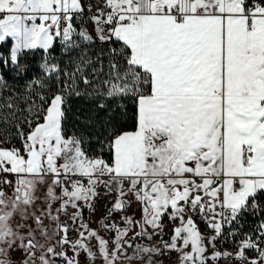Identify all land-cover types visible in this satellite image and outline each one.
I'll use <instances>...</instances> for the list:
<instances>
[{"label": "snow or ice", "instance_id": "obj_1", "mask_svg": "<svg viewBox=\"0 0 264 264\" xmlns=\"http://www.w3.org/2000/svg\"><path fill=\"white\" fill-rule=\"evenodd\" d=\"M86 11L94 34L75 25ZM0 13V44L12 42L10 61L21 73L25 50L80 49L72 72L51 60L43 65L63 85L50 100L37 94L24 109L14 99L0 105L8 110L0 121L11 125L0 130V264H81V256L85 264L144 256L154 264L165 252H177L178 264L229 257L264 264V221L249 234L233 227L264 210L257 203L264 198V0H0ZM96 42L107 47L84 55L81 45ZM0 62L9 58L0 54ZM70 95L131 115L132 131L118 116L102 125L110 159L90 156L83 134H67ZM101 186L116 194L97 222L111 241L84 218ZM38 188L45 207L28 211ZM133 204L138 219L127 214ZM69 208L71 224L60 219ZM165 219L173 225L170 242ZM218 239L233 240L234 250H215Z\"/></svg>", "mask_w": 264, "mask_h": 264}, {"label": "trees", "instance_id": "obj_2", "mask_svg": "<svg viewBox=\"0 0 264 264\" xmlns=\"http://www.w3.org/2000/svg\"><path fill=\"white\" fill-rule=\"evenodd\" d=\"M86 22L83 21L82 27L84 28ZM11 41H6L4 44L0 45V53L9 58L8 64H3L0 62V105H3L6 100L14 99L16 104L19 105L20 109L25 108V101L31 96L35 97L37 94L45 96L46 100H50L52 93H55L58 87L63 86L54 82L51 76L46 75L43 69L45 64L46 55L56 51L57 46L54 49L49 50V52H44L42 49L36 50H26V54L20 55L18 57V63L24 65V71L21 73L16 64L10 61V48ZM103 47L102 44L96 42L95 44H90L88 47H84V55L94 58L99 50ZM71 57V58H69ZM80 60V49H74L71 54L64 53L63 59H61L57 64L61 68L69 71H74L75 61L77 64ZM63 75L60 77V81H64ZM39 81L40 83H36ZM79 83V88L83 91L84 85L82 82ZM115 108V105H113ZM6 108H0V115L7 113ZM131 110L129 109V112ZM23 114V113H22ZM111 116H118V123L123 126V130L129 131L134 130L133 120L131 115L123 116L116 112H105L97 109L96 102L92 99L86 97H77L70 95L68 97V107L66 111V119L64 121V127L67 134H83L85 137V146L89 149L88 154L90 156H100L102 155L105 159H110L106 150L101 149V144L104 141V136L100 133L103 131V126H107V122ZM92 117V119H88ZM15 121H13V124ZM5 127L11 128V125H5L3 121H0V130ZM8 141L12 146L20 147V142L13 136H8ZM264 209V203L262 205ZM264 215V210H261ZM84 215H87V209ZM250 215L245 218L244 223L246 226L249 225ZM164 221H167L165 219Z\"/></svg>", "mask_w": 264, "mask_h": 264}, {"label": "rangeland", "instance_id": "obj_3", "mask_svg": "<svg viewBox=\"0 0 264 264\" xmlns=\"http://www.w3.org/2000/svg\"><path fill=\"white\" fill-rule=\"evenodd\" d=\"M95 10V9H94ZM93 10V11H94ZM88 13H91V12H88ZM92 14V13H91ZM21 55V54H20ZM48 183L50 184L51 183V177L48 178ZM127 187V185H125V188ZM44 191L45 189H42V188H38L35 195L37 197V200L35 202V204L31 207H29L28 211H34L36 208H39V209H44L45 207V204H46V201H44ZM97 191L100 193L99 197L96 199L95 201V204H94V208H95V218L96 220L95 221H92V225L95 227L93 229H98L99 233L101 236H104L105 238L109 239L111 241L112 239V236H111V233H105L102 229H99L98 228V221L103 218L106 214V209L111 207V204L112 202L114 201L115 199V193H111V194H108L107 191L101 186L97 189ZM56 192L57 194H59V189H56ZM6 193V191H5ZM59 206V202H56L53 204V209L57 208ZM71 210L70 213H72L74 210L69 208ZM89 213L90 210H87V215H84V218L86 221H88V217H89ZM39 214V213H37ZM93 214V213H92ZM128 215H134V204L131 208L128 209ZM60 219L63 221L62 219V216L60 217ZM112 219L116 220L117 222H119V215H114L112 217ZM45 223L48 224L49 221L48 220H45ZM69 224H71V221L68 222ZM241 223L244 225V230L247 231V232H253L252 230L253 229H249L248 226H246V223H244V220L241 219ZM121 227H123V225L121 224L120 225ZM54 227V225H53ZM166 230V229H165ZM170 230H168V233H169ZM167 232V230H166ZM213 233H209L205 236H210L212 235ZM172 234H170L171 236ZM164 239H167V236H165ZM170 242V239L168 240ZM93 243H95V241H93ZM151 243L153 245H156V246H161V243L158 239V241H156V238H154ZM148 244V243H147ZM213 251V249L211 247H209L208 249V253L210 254L211 252ZM128 254L131 255L132 254V249L129 248L128 249ZM178 253L177 252H165L161 255H157V256H154L152 259L154 261V264H178ZM149 259L148 256H144V260L143 261H139V260H134L131 262V264H144L145 261H147ZM80 260H81V264H85V261H84V257L81 256L80 257ZM97 264H99V261H97ZM124 264H129L128 261H124Z\"/></svg>", "mask_w": 264, "mask_h": 264}, {"label": "crops", "instance_id": "obj_4", "mask_svg": "<svg viewBox=\"0 0 264 264\" xmlns=\"http://www.w3.org/2000/svg\"><path fill=\"white\" fill-rule=\"evenodd\" d=\"M3 15L4 14L0 13V19L3 18ZM87 15H88V19H87V22H86V25H85L84 28L87 31H89L90 34H94L93 31H92L93 30V24H92V22L90 20L91 13H88L87 12ZM37 22H39V21H37ZM11 48H12V44H11ZM11 48H10V54H11ZM19 56H20V54H19ZM129 131H132V130H129ZM8 179L11 180L12 177L9 176ZM2 187H3V190L6 191V194H8V195H11L12 194V189H10L9 187H7V185H3ZM90 212L91 213H89L88 222L90 223V227L91 228H94L95 225L94 226L92 225V221H95L96 220L95 213L92 212V211H90ZM134 214H135V217L137 219L140 217L139 205H137V204H134ZM196 219H197V223L200 224V230H201L202 233H204V235H207V234L211 233L210 231H208L205 228L204 224L200 222L199 217H196ZM249 221L250 222H249L248 228L249 229H253L252 231L254 232L255 229L260 224V222L261 221H264V215L261 213V211H257L255 214H251ZM164 225H165V227H164V233H166V235H164L163 238H165V236H167V239H164V240H169L171 238L170 234H172V227H173V225H172V223H169L168 221H164ZM244 228L245 227L243 225V234H249V233H251V232L245 231ZM165 229L167 230V232H166ZM168 230H170L169 233H168ZM154 238H156V241H158V239H159L160 243L162 244V241H161L160 237H154ZM143 243L147 244L149 242L147 240H145ZM215 250L222 251L221 250L220 243H219V239L216 241V248H215ZM249 255H252V253H249ZM219 264H232V257H229L227 259L221 260L219 262Z\"/></svg>", "mask_w": 264, "mask_h": 264}, {"label": "built area", "instance_id": "obj_5", "mask_svg": "<svg viewBox=\"0 0 264 264\" xmlns=\"http://www.w3.org/2000/svg\"><path fill=\"white\" fill-rule=\"evenodd\" d=\"M82 2L86 5L87 3L90 2V0H82ZM87 19H88L87 12H85L83 18H80V17H76V18H75V25L77 26L78 30L82 27V23H83V21L87 22ZM55 45L57 46L56 51L53 52V53H49V54H47V55H46V58L49 59V60H51V61H53V62H55V63L57 64L61 59H63V54H64L65 52L62 50V47H61V45H60L59 43H57V44H55ZM88 46H89V45H81L82 48H84V47H88ZM105 47H107V46H106V45H103V47H101V49H102V48H105ZM101 49L99 50V52L101 51ZM24 54H26V50H25L24 53H21V55H24ZM97 54H98V53H97ZM57 65H58V67H59L60 69L63 70L64 73L72 72V71L65 70V69L61 68V66H60L59 64H57ZM46 75H48V74H46ZM48 76H49V75H48ZM63 77H64V79L66 78L64 75H63ZM257 203L260 204V208L262 209V205H263V203H264V198H261L260 200H258ZM67 211H68V215H62V219H63V221L70 222V220L68 219V216L71 215V213H70L71 210L68 209ZM248 215H250V214H245V215H243V216L240 218L239 224L233 226L234 229L239 228L240 231L242 232V234H243V224L241 223V219L247 217ZM241 226H242V227H241ZM70 236H71V238L75 239V238H76V233H75V232H71V233H70ZM219 243H220V246H221V250H222V251H233V250H234V249H233V240H231V239H229V240H224V241L219 240Z\"/></svg>", "mask_w": 264, "mask_h": 264}]
</instances>
